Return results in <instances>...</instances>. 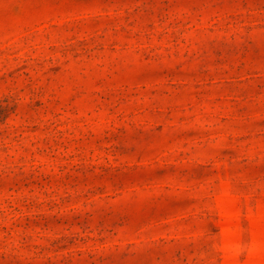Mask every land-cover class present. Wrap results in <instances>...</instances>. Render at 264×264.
<instances>
[{"label":"rangeland","instance_id":"rangeland-1","mask_svg":"<svg viewBox=\"0 0 264 264\" xmlns=\"http://www.w3.org/2000/svg\"><path fill=\"white\" fill-rule=\"evenodd\" d=\"M0 264H264V0H0Z\"/></svg>","mask_w":264,"mask_h":264}]
</instances>
